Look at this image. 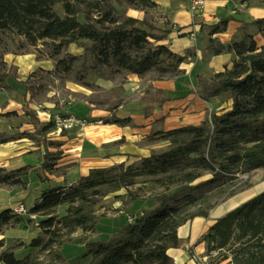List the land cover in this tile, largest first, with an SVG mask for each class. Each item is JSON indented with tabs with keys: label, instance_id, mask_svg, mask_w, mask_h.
<instances>
[{
	"label": "trees",
	"instance_id": "1",
	"mask_svg": "<svg viewBox=\"0 0 264 264\" xmlns=\"http://www.w3.org/2000/svg\"><path fill=\"white\" fill-rule=\"evenodd\" d=\"M123 3L136 10L155 8L150 0H0V61L11 53L10 47L22 49L41 42L52 48L48 58L53 59L70 44L82 41L84 55L93 57L91 69L100 77L103 68L140 78L153 72L159 79L175 73L183 58L157 44L168 31L155 36L151 31L157 28L146 19L127 16L125 9H118ZM57 4H61L63 16L55 13ZM225 23L212 33L222 31ZM245 25L253 27L255 34H243L226 47L212 42V54L232 52L235 59L229 70L209 80L198 77L194 92L206 101L215 97L230 101V107L208 114L200 125L159 133L158 140L167 142L163 151L131 164L90 170L68 187L44 189L26 212L44 217L38 223L44 236L32 240V248L59 261L61 255L54 253V247L63 237L77 230L94 231L95 207L101 199L124 191L115 198L128 205L152 194L151 209L126 222L107 240L86 245V264H174L167 251L175 244L177 229L196 217L207 218L215 205L212 199L222 194L230 197L240 176L264 171V18ZM75 61L74 56L57 59L55 69L69 72ZM8 79L29 91L27 80L17 81L8 72H0V88ZM22 109L33 133L19 138L43 148L39 170L52 174L56 158L48 151L53 144L47 141L52 123L42 126L26 97ZM112 122L123 125L128 120ZM14 139L2 138L0 143ZM32 167L0 168V185L24 187L21 178ZM61 207L66 210L58 215ZM19 221L20 216L11 210L0 212V231ZM203 241L207 256L218 252L217 259L225 260L228 256L221 258V252L228 248L232 264H264V192L219 218ZM0 262L40 264L35 256L16 259L12 253L2 255Z\"/></svg>",
	"mask_w": 264,
	"mask_h": 264
},
{
	"label": "crops",
	"instance_id": "2",
	"mask_svg": "<svg viewBox=\"0 0 264 264\" xmlns=\"http://www.w3.org/2000/svg\"><path fill=\"white\" fill-rule=\"evenodd\" d=\"M150 1L157 11L154 23L160 25L159 21H163L168 28L167 35L159 44L183 58L178 68L182 76L147 80L126 73L118 84L104 79L101 84L99 76L96 83L100 90L98 92L68 83L65 85L66 95L55 97L54 104L45 106L49 109L42 112L32 105L29 91L8 79L6 86L0 88V138L10 136L15 139L0 143V168L16 170L40 162L41 147L27 138H19L23 133H33V127L22 109L24 97L42 126L51 123L55 107L62 109L65 115L78 119L104 122L100 125L94 123L83 130L73 129L62 133L50 129L47 141L53 145L48 147V151L59 157L54 169L62 161L76 164L66 175V184L61 185L58 181L64 179L57 176L54 179L56 184L52 187H68L93 169H110L121 163L131 164L148 157L154 150L167 146V142L157 139L159 133L200 125L207 114L214 110L220 98L203 100L194 93V87L198 86V77L209 80L215 74L229 70L235 57L227 51L214 55L210 46L213 42L226 47L243 34H255L254 28L245 24L264 18V0H208L203 16L195 21L188 12V0ZM129 14L139 20L146 18L144 11L129 10ZM221 22H226L223 30L212 33V29L220 26ZM192 32L194 38L189 36ZM255 38L261 45L260 36L256 35ZM3 62L8 68L16 70V75H12L22 82L26 81L24 76L31 70L51 72L54 67L51 61L37 60L33 55H6ZM187 83L192 86V91H187ZM226 102L221 111L230 107L231 102ZM115 120H128V123L118 125L112 122ZM225 214L196 217L180 226L174 246L167 251L173 263L194 264L190 260L189 249L203 256L206 250L203 237Z\"/></svg>",
	"mask_w": 264,
	"mask_h": 264
},
{
	"label": "rangeland",
	"instance_id": "3",
	"mask_svg": "<svg viewBox=\"0 0 264 264\" xmlns=\"http://www.w3.org/2000/svg\"><path fill=\"white\" fill-rule=\"evenodd\" d=\"M118 9H125L127 16H130L129 10H136L128 7L126 3H123V5L121 7L119 6ZM54 11L59 16H63L61 4L55 5ZM137 11H144L146 14L145 19L148 21V23L157 28V30L151 31V33L155 36L162 37L164 36V32L168 31L167 24H165V22L159 21L160 25H158L159 23H154L155 19L157 18V11L155 10V8H146L144 10ZM79 20L83 21L81 16H79ZM151 42L153 41L151 40ZM82 43L83 42L80 41L70 44L63 51H61L60 55L54 57L53 59L48 58L53 53L52 48H50L49 46H43L41 42H39L34 47L28 46L27 48L22 49H14V47L9 48L11 53L6 55H10L13 57L33 55L36 57V59L39 58L37 60H48L51 61L54 65L51 72L41 69H34L24 76V80H27L28 83L29 100L38 112L46 111L47 109H49V107L45 106L54 104L55 97L66 95L65 85H67L68 83H76L82 86L84 89H88L91 91H100L99 86H96V83L98 82L99 72L91 69L93 67V57L90 54L84 55V50L81 47ZM6 55H4L0 61V72L8 71L9 74L16 75V70L13 67L8 68L3 62V58ZM66 56L76 57V61L71 65V70L69 72H63L61 69L56 70L55 61L57 59L65 58ZM102 72L103 77H99L101 81L99 82L101 84L103 82V79L106 81H113L115 84H118L119 82H121V79H124V75L126 74L124 72H116L115 69L108 68H103ZM181 76L182 71L177 69L175 73L167 74L160 79L155 72L149 73L142 78L147 80H162L166 78H180ZM187 86V91L193 90L190 84L187 83ZM194 88L195 90H197L198 86ZM226 103L227 102L225 100L220 98V103L214 106V110L210 111L208 114L212 112H220L221 108L224 107V104ZM53 110L56 112H53L52 116H65V113L62 111V109L55 107L53 108ZM26 120L28 121V119ZM6 137L8 139L10 136ZM166 148L167 146L161 147L151 152V154L158 153L165 150ZM42 151L43 148L41 147L39 151L40 162L43 154ZM52 154L55 155L56 160L59 159V157H57L55 153ZM56 160L53 161L54 166L52 174L41 173V171L39 170L40 162L37 165H33L32 168L28 169L27 175L21 178L25 184L24 187L0 185V212L11 210L14 214L20 216L19 223L5 226L0 231V242L3 243L2 247H0V258L6 253H12L16 259H24L27 256H35L38 258L40 264H86L89 259L86 256L87 244L107 240L110 236L116 233L126 222L132 221L133 218H136L140 214H142V212L151 209L154 205L152 194H148L143 199L128 205H123L119 200L115 198V196L124 194V191H120L116 194H110L104 197L95 207L97 223L94 231L83 232L81 230H77L73 234L67 237H63L62 243L59 246L54 247V253L60 254L61 260H52V254L40 252L39 249L31 247L32 240L44 236L43 230L38 227V223L44 220V217L28 216L26 212L31 205L39 200V197L45 188L52 187L54 186V184H56V181L54 180L56 179L55 177L62 176L64 181L58 182L61 185L66 184V175L71 169L75 168L76 166V164L69 163L70 161H62L59 162V167H56V169H54L56 166ZM6 170L10 171L9 169ZM234 189V193L230 197H225V194H222L221 197L212 199V203L215 205L214 208L210 211L209 216L213 215L218 217L220 215L228 213L263 193L264 171L258 170L249 175L240 176L239 182L236 184ZM173 192L174 190L167 192V194L170 195ZM65 210L66 207L59 208L57 210L58 215H63ZM206 253L207 252L205 250L203 256H207ZM224 256H228V258H224L225 260H219L220 257L219 259L210 258L207 260V263L221 264L230 260V249L226 248L221 252V258ZM0 264L3 263L0 262Z\"/></svg>",
	"mask_w": 264,
	"mask_h": 264
},
{
	"label": "built area",
	"instance_id": "4",
	"mask_svg": "<svg viewBox=\"0 0 264 264\" xmlns=\"http://www.w3.org/2000/svg\"><path fill=\"white\" fill-rule=\"evenodd\" d=\"M208 0H188V12L195 21L196 19H199L203 16L204 13V7ZM194 33H190L189 36L191 38H194ZM50 122L52 123V128L57 132H64V131H70L73 129L83 130L89 125L92 124H102L104 123L102 120H99L97 122H90L88 120L84 119H78L71 115H65V116H59L54 115L50 118ZM189 256L190 260L194 264H209L207 263V260L210 258H217L218 252H213L210 256H199L196 253H194L191 249H189ZM217 260V259H216ZM221 264H232L230 260L223 262Z\"/></svg>",
	"mask_w": 264,
	"mask_h": 264
}]
</instances>
